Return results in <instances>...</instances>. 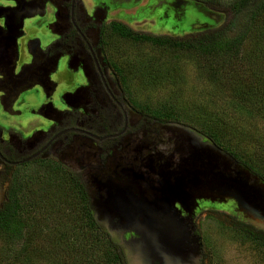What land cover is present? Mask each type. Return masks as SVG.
Returning a JSON list of instances; mask_svg holds the SVG:
<instances>
[{
	"label": "flooded vegetation",
	"instance_id": "af4514ba",
	"mask_svg": "<svg viewBox=\"0 0 264 264\" xmlns=\"http://www.w3.org/2000/svg\"><path fill=\"white\" fill-rule=\"evenodd\" d=\"M0 6V112L11 119L0 123V208L29 164L48 162L83 184L97 225H119L102 213L109 191L124 184L138 194L139 186L158 185L162 167L172 170L182 155L177 144L187 125L131 101L110 56L114 24L137 35L184 37L215 27L211 16L220 10L201 0H0ZM195 21L210 27L194 29ZM166 22L185 23L183 34L159 33L170 30ZM27 116L45 122L24 134L19 119ZM208 203L200 200L196 225Z\"/></svg>",
	"mask_w": 264,
	"mask_h": 264
},
{
	"label": "trees",
	"instance_id": "16d2710c",
	"mask_svg": "<svg viewBox=\"0 0 264 264\" xmlns=\"http://www.w3.org/2000/svg\"><path fill=\"white\" fill-rule=\"evenodd\" d=\"M201 1L220 11L228 9L233 17L227 24L184 37L137 35L121 23H115L113 29L124 37L196 52L218 91L226 94L211 90L212 98L221 102L226 111L207 118H212L209 121L215 129L189 125L173 114L164 118L198 129L264 180V167L260 165L264 162V0ZM247 11V23L236 31L238 16ZM147 69L152 71V67ZM229 137L252 147L251 155L232 148ZM23 173L14 180L0 208V236L8 244L22 238L26 241L16 248L9 264H126L120 245L95 223L83 184L77 177L57 165L51 167L50 189L62 187L74 193V200H57L55 193L36 191L29 185L33 175L27 182V171ZM57 203L65 205L63 211L55 209ZM230 218L233 228L264 246L263 229L235 215ZM47 240L52 241L49 248L43 243Z\"/></svg>",
	"mask_w": 264,
	"mask_h": 264
},
{
	"label": "water",
	"instance_id": "95a60500",
	"mask_svg": "<svg viewBox=\"0 0 264 264\" xmlns=\"http://www.w3.org/2000/svg\"><path fill=\"white\" fill-rule=\"evenodd\" d=\"M220 13L211 16L219 21L215 27L226 20ZM209 27V22L192 24L194 29ZM185 129L177 144L182 155L172 170L162 167L158 185L139 186L133 194L117 184L102 205L104 216L119 218V225L100 227L120 245L126 264H204L196 225L200 200H233L234 214L264 230V180L209 136L192 126Z\"/></svg>",
	"mask_w": 264,
	"mask_h": 264
},
{
	"label": "rangeland",
	"instance_id": "374dc122",
	"mask_svg": "<svg viewBox=\"0 0 264 264\" xmlns=\"http://www.w3.org/2000/svg\"><path fill=\"white\" fill-rule=\"evenodd\" d=\"M215 6L220 8V5ZM220 9L225 10L222 7ZM225 12L224 23L227 24L233 15L228 9ZM248 17V11L238 16L236 31L247 23ZM165 25L169 26L170 30L164 27L159 29V33L180 35L183 34L181 30L186 27L185 23L175 27V22H166ZM109 51L111 59L123 72L128 95L137 107L153 116L161 115L164 118V115L173 114L189 125L215 129L214 123L209 121L212 118H207L220 115L226 109H222V103L212 98L211 90L218 91V88L209 78L203 61L196 52L166 48L149 40H136L114 33L109 37ZM147 67H152V71H148ZM219 93L226 96L223 92ZM33 97L36 98L34 95ZM3 118L0 112V123L7 125L11 122V119ZM19 120L22 126L25 125L24 134L29 132L34 124L45 122V119L37 116H27ZM28 121L30 127L26 126ZM245 144L232 137L229 140L232 148L236 147L242 153L251 155L253 148ZM54 165L48 162L29 164L27 169H24L27 171L24 177L30 182L29 176L33 175V183L29 185L38 192L55 193L57 200H74V193L67 192L62 187L50 189L49 172ZM260 165L264 167V162ZM63 185L69 187L68 183ZM231 206L232 203H208L200 211L197 227L202 235L204 264H264V246L255 243L231 226L230 215H234V207ZM64 207V204L57 203L55 209L63 211ZM24 242L26 241L22 238L15 242L16 245L8 244L0 236V264H9L16 248ZM51 242L44 241L45 248H49Z\"/></svg>",
	"mask_w": 264,
	"mask_h": 264
}]
</instances>
